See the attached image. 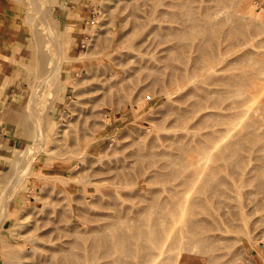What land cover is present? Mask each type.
<instances>
[{"label":"bare ground","instance_id":"obj_1","mask_svg":"<svg viewBox=\"0 0 264 264\" xmlns=\"http://www.w3.org/2000/svg\"><path fill=\"white\" fill-rule=\"evenodd\" d=\"M217 7V0H131L120 7L122 17L119 18V25L123 35L119 34L122 35L119 41L128 40L131 36L135 38L133 45H129L128 49L124 47L125 52L118 49L114 53L115 39L121 38L119 35L116 38L111 36L107 26V30H98L96 41L102 45V51L100 57L86 69L90 74L91 96L86 103V111L80 113L94 116L97 107L114 102L121 104L126 94L135 96V100L130 101L132 108L138 102L146 103L147 97L152 96L151 100L162 98L160 108H165V111L157 109L161 117L152 120L153 127L132 137L129 146L134 149L130 148L132 152L128 157L133 161L129 164L124 160L120 162L118 168L110 173V178L117 180L116 187L112 192L95 195L94 201L102 206L120 208L124 201L119 189L146 179L161 180L165 195L156 198L158 193L145 191L143 200L148 205H154V210L149 211L148 216H138L132 221L118 218L113 222L117 228L110 233L106 231L108 234L102 232L104 227L92 235L83 236L79 225L75 224L74 235H70L72 229L65 234L68 245L81 246L83 251H80L85 254L92 255V251L96 250V254L111 256L110 264H238L236 259L242 250L240 247L234 249L237 240L225 236L226 230L221 227L214 212L223 208L226 223L238 222L237 225L242 227L241 236L251 240L250 230L253 228L248 219L249 211L257 201L251 199L244 188L250 183L258 188L264 186V121L253 118L246 108L250 98L234 97L247 94L248 80L264 74V61L261 60L264 57L259 59L258 54L259 58L247 50L241 56H235L233 61L239 65L253 63L255 71L244 72L243 75L232 72L219 76L215 74L216 66L225 60L221 58L224 53L222 47L225 41L230 43L232 29L238 31L233 36H238L236 39L239 40L240 35L245 36V31L249 30H243V22L245 25L255 19V14L250 20L249 17L244 18L245 5L239 14L237 10L236 13L226 12L242 15L243 22L238 17L231 19L226 13L223 18ZM32 11L37 13L38 9ZM115 18L112 14L108 24L114 26ZM230 19L234 21L233 26V23L229 24ZM228 24L229 27H226ZM260 25L262 29L264 24L260 22ZM259 27L252 30L259 32ZM117 29L120 28L117 26ZM47 35L52 36V33ZM90 39L91 36H88L85 42ZM245 40L242 44L239 42L242 47L248 43ZM234 43L235 51L239 50L241 47L237 46L240 44ZM121 44L119 42L117 47ZM152 46L156 51L150 54L148 51ZM247 57L253 59L252 62H247ZM233 61L225 62L224 66L231 65ZM47 68L54 73L59 66L56 64ZM109 123L107 115L103 125L105 131ZM160 130L166 133L159 134ZM38 133L40 139L43 131L38 129ZM96 133L92 135L93 143L100 140L101 132ZM146 135L153 137L152 141L148 139L151 141L147 142L149 146L145 142ZM140 138H146L142 144ZM145 143L149 151H146ZM16 151L17 147L7 146L0 151V159ZM15 159L12 160L14 163L19 162ZM132 163L134 167L130 165ZM24 177L25 173L19 172L14 177L15 183ZM58 193L63 194L61 191ZM66 194L70 196L68 190ZM135 195L131 193L129 197ZM236 196H242L243 200L233 204ZM64 200L68 201L66 196ZM56 201L59 205L62 202L58 198ZM4 205H8V201ZM63 205L61 203L64 211L66 208ZM58 210L67 220L65 215L69 214V209L65 212ZM9 216L6 210L0 211V226ZM62 216L57 217L59 219L55 222L64 221L60 219ZM19 239L17 243L0 246L5 264H11L10 260L19 257V251L26 249V240L23 237ZM32 248H35L34 245H31ZM47 252L56 264H82L81 260L86 257L81 258L73 251L63 253L66 249L62 245L48 248ZM241 257L244 258L243 254L239 259Z\"/></svg>","mask_w":264,"mask_h":264},{"label":"rangeland","instance_id":"obj_2","mask_svg":"<svg viewBox=\"0 0 264 264\" xmlns=\"http://www.w3.org/2000/svg\"><path fill=\"white\" fill-rule=\"evenodd\" d=\"M130 1L0 0V62L7 65L6 75L0 73V151L7 146L17 147L16 153H9L0 159V211L3 209L10 213L5 224L0 226V246L3 243H17L20 241L19 237L26 240V249L19 251V257L10 260L11 264H56L49 257L47 249L57 245L66 249L63 253L73 251L79 253L81 258L86 255L85 260H81L82 264H110L111 256L98 252L96 254V250L92 251V255L88 252L85 254L81 252V246L68 245V237L65 236L68 229H72L69 232L74 235L73 228L78 224L83 236H88L105 227L102 232L108 234L117 228V224L113 222L118 218L132 221L138 216H148L149 211L154 210V205H148L146 200H143L145 191L158 193L156 198H163L165 195L161 180L146 179L144 182H135L119 189L124 201L120 208L102 206L99 203L98 205L94 201L95 195L98 196L100 192H112L116 187L117 180H112L110 173L118 168L120 162L124 160L129 164L133 161L128 157L134 149L129 146L132 137L143 133L150 126L153 127L152 120L161 117L157 109L165 111V108H160L162 98L151 100L152 96L147 97L146 103L138 102L132 108L130 101H134L135 96L126 94L127 97L121 104L114 102L97 107L94 116L80 113L86 109V103L91 96L88 80L90 74L86 69L100 57L102 51V45L96 41L98 30H107V26L109 34L114 38L119 34L123 35L119 25V18L122 17L120 7ZM215 4L214 2V9ZM217 4V9H220L218 13L223 18L227 11L236 13L237 10L239 14V10H243L245 5L244 18L249 17L250 20L252 14H255L254 21L250 22L254 24L257 20L259 25L255 22V26H252L247 19L244 25L242 15L233 13V17L231 13L227 14L234 20L237 19L235 17L239 20L241 18L243 30L249 29L244 30L247 32L245 36L238 34L248 43L242 47L244 38L237 40L238 36H233L236 31L232 29L234 32L231 37L236 40L230 38V43L225 41L222 47L224 53L221 56L225 60L222 59L224 62L221 61L216 66L215 74L219 76L232 72L243 75L244 72L255 71L256 65L253 66V63L239 65L233 58L241 56L245 51L254 53L253 55L258 54L260 58L256 56L259 59L264 57V26L260 29V22L264 24V0H217ZM34 8L38 9L37 13L32 11ZM112 14L116 17L114 26L108 24ZM231 21L230 25L234 22ZM229 24L226 27H229ZM256 25L260 26L259 32L257 29L253 31ZM117 26L120 29H117ZM49 32L52 36L47 35ZM237 33L238 31L234 35ZM88 36H91V41L86 43ZM120 39L122 37L115 39L114 53L118 52V49L125 52L124 47L128 49L129 45H133L135 38L131 36L128 40L119 41ZM233 40L241 43L237 46L241 47L239 50L235 51L236 44ZM119 42L122 44L117 47ZM154 51L156 48L152 46L148 52L151 54ZM257 57L253 59L256 60ZM250 59L247 57V62H252L253 59ZM261 60L264 61L263 58ZM230 61H233L231 65L224 66L225 62ZM56 64L59 68L51 73L47 67ZM246 87L247 94L234 98H250L246 108L253 118L264 121V74L260 73L259 78L249 79ZM107 115L110 123L105 126V131L103 125ZM38 129L43 131L40 139ZM96 131L102 134L99 133L100 140L93 143L92 135L98 134ZM152 132L149 134L152 135ZM160 133L166 131L160 130ZM155 134L156 131L153 135ZM145 137L146 143L153 140L150 135L149 141L148 135ZM144 139L140 138L142 141L139 142L142 144ZM146 143L145 146L148 144ZM147 146L145 150L149 151ZM14 159L19 162L14 163ZM130 165L134 167V163ZM70 170L71 174H67ZM19 172L25 173V177L15 183L14 177ZM66 190L70 192V196L66 194ZM60 191L63 194L58 193ZM244 192L250 193L249 197L257 201L249 211L248 219L253 228L250 230L251 240L241 236L242 227L237 225L238 222L226 223V211L223 208L215 210L214 213L221 227L226 230L225 236L237 240L234 249L242 250L238 257L243 254L244 258H237V263L264 264V186L258 188L254 183H250L244 188ZM131 193L136 195L129 197ZM63 195L68 201L64 200ZM57 198L62 204H67L63 205L65 210L70 211L68 215L64 214L67 220L58 210L64 208L56 201ZM242 200V196H236L232 202L235 204ZM5 201H8L6 206ZM58 215L62 216L60 219L63 218L64 221L55 222L59 219ZM31 245L35 248L31 249ZM0 264H5L1 247Z\"/></svg>","mask_w":264,"mask_h":264},{"label":"crops","instance_id":"obj_3","mask_svg":"<svg viewBox=\"0 0 264 264\" xmlns=\"http://www.w3.org/2000/svg\"><path fill=\"white\" fill-rule=\"evenodd\" d=\"M0 3H2V2H0ZM72 52V51H71ZM4 56H6L7 57V55L5 54ZM3 68V70L1 71V69ZM6 69H7V65H5V64H3V63H1L0 62V73L2 74H4V75H6Z\"/></svg>","mask_w":264,"mask_h":264}]
</instances>
